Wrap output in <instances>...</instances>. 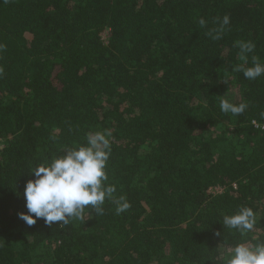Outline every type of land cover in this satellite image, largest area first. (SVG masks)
<instances>
[{"label": "trees", "instance_id": "1", "mask_svg": "<svg viewBox=\"0 0 264 264\" xmlns=\"http://www.w3.org/2000/svg\"><path fill=\"white\" fill-rule=\"evenodd\" d=\"M238 41L255 44L246 64ZM253 56L264 64V0H0V264H217L264 241V75L236 71ZM105 130L104 186L130 207L20 219L31 171ZM240 208L244 236L222 224Z\"/></svg>", "mask_w": 264, "mask_h": 264}, {"label": "clouds", "instance_id": "2", "mask_svg": "<svg viewBox=\"0 0 264 264\" xmlns=\"http://www.w3.org/2000/svg\"><path fill=\"white\" fill-rule=\"evenodd\" d=\"M201 27L206 21L199 20ZM230 24V17L225 15L218 20V27L212 29L208 35L213 40L222 38L226 27ZM239 55L247 63V56L255 49L251 41H238ZM236 71L243 72L246 79L256 80L264 75V64L256 56L252 57V66L238 65ZM247 104H234L227 99L220 102L223 113L240 115L245 112ZM264 117V113H261ZM111 132H96L87 134V144L67 149L66 155L56 156L47 166H36L31 173L35 179L27 182L24 189L27 212L19 213L20 219L29 226L37 219L43 218L46 225L62 222L67 225L72 219H84V209L91 206L97 214L103 213L102 205L106 198L116 204V213L125 212L130 204L124 196L113 199L115 187L104 186L108 180L106 164L111 154ZM254 212L251 208H240L237 213L225 215L222 220L224 227L236 229L241 236L250 232L254 227ZM220 236V233H216ZM217 264H264V241L255 246L246 243L237 244L226 254L221 253Z\"/></svg>", "mask_w": 264, "mask_h": 264}, {"label": "built area", "instance_id": "3", "mask_svg": "<svg viewBox=\"0 0 264 264\" xmlns=\"http://www.w3.org/2000/svg\"><path fill=\"white\" fill-rule=\"evenodd\" d=\"M253 124L256 126V127H259L261 129H264V121H262L261 123L260 122H257V121H253ZM223 188H219V191H221Z\"/></svg>", "mask_w": 264, "mask_h": 264}, {"label": "rangeland", "instance_id": "4", "mask_svg": "<svg viewBox=\"0 0 264 264\" xmlns=\"http://www.w3.org/2000/svg\"><path fill=\"white\" fill-rule=\"evenodd\" d=\"M108 36H109L108 31H105V32L103 33V39H104L105 41H107V40H108ZM216 188H217V187L213 188V191H214V192H217V189H216Z\"/></svg>", "mask_w": 264, "mask_h": 264}, {"label": "bare ground", "instance_id": "5", "mask_svg": "<svg viewBox=\"0 0 264 264\" xmlns=\"http://www.w3.org/2000/svg\"><path fill=\"white\" fill-rule=\"evenodd\" d=\"M214 188H215V187H214ZM219 188H222V187H219V186H218V187L216 188V189H217V192H221V191H222V190L219 191Z\"/></svg>", "mask_w": 264, "mask_h": 264}]
</instances>
